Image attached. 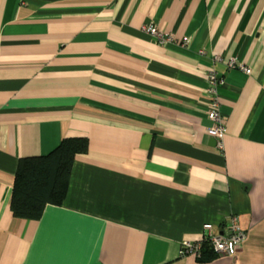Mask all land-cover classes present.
<instances>
[{"label": "crops", "instance_id": "crops-1", "mask_svg": "<svg viewBox=\"0 0 264 264\" xmlns=\"http://www.w3.org/2000/svg\"><path fill=\"white\" fill-rule=\"evenodd\" d=\"M69 136L62 203L15 216L20 158ZM233 219L234 256L181 253ZM0 264H264V0H0Z\"/></svg>", "mask_w": 264, "mask_h": 264}, {"label": "trees", "instance_id": "trees-1", "mask_svg": "<svg viewBox=\"0 0 264 264\" xmlns=\"http://www.w3.org/2000/svg\"><path fill=\"white\" fill-rule=\"evenodd\" d=\"M87 148V138L69 136L46 155L20 158L10 204L13 214L38 220L47 204L60 205L66 194L73 161ZM207 246L209 250L203 246L201 255L217 254L210 242Z\"/></svg>", "mask_w": 264, "mask_h": 264}, {"label": "built area", "instance_id": "built-area-1", "mask_svg": "<svg viewBox=\"0 0 264 264\" xmlns=\"http://www.w3.org/2000/svg\"><path fill=\"white\" fill-rule=\"evenodd\" d=\"M145 30L155 35L161 44L174 42V38L169 33H164L154 25H148ZM183 40H186L183 38ZM233 62V61H232ZM239 67L245 72H250L248 66L240 64ZM224 80L215 74H211L208 86L205 90V95L208 100L207 117L212 121L208 126H204L203 131L212 135L217 139L219 147L222 146V138L226 133V126L224 124L223 114L221 112L219 94L217 92L218 84H222ZM211 224H205V229L209 232L203 236L202 240L210 242L214 251L219 255L234 256L236 251L243 246L246 239V231L241 228L238 222L233 219L229 225L224 228L221 234L214 235L211 232ZM201 243L196 241L185 240L182 242L181 253L184 255L193 254L201 255Z\"/></svg>", "mask_w": 264, "mask_h": 264}]
</instances>
